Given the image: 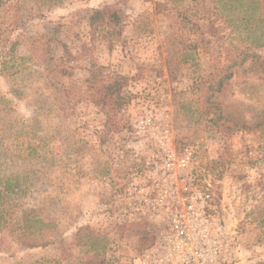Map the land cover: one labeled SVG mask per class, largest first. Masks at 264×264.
I'll return each mask as SVG.
<instances>
[{
  "label": "rangeland",
  "instance_id": "374dc122",
  "mask_svg": "<svg viewBox=\"0 0 264 264\" xmlns=\"http://www.w3.org/2000/svg\"><path fill=\"white\" fill-rule=\"evenodd\" d=\"M158 1L166 0H5L0 7L2 37L20 42L13 67L2 71L0 55V96L13 101L10 108L0 103V176L23 186L3 205L8 225L0 229V264H85L96 246H104L109 264H154L148 254L155 239L142 245L127 224L147 222L154 233L157 224L130 215L124 191L134 166L143 169L162 147L180 155L189 147L194 158L186 172L210 184L212 213L225 231L220 264L264 262V27L256 25L258 11L245 22L238 4L222 11L218 0H181L179 7L200 18L197 28L173 12H157ZM104 4L121 7L124 16L111 35L94 40L88 16ZM209 16L218 35L207 33ZM173 29L185 47L196 49L186 61L177 53L170 67ZM43 37L51 39L46 46ZM84 44L88 53L79 55ZM242 51L251 56L232 68L222 89L209 91L220 68L241 61ZM63 55L73 74L49 73ZM92 62L109 73L138 75L129 87L126 126L107 135L98 106L72 95L65 112L60 102L67 106L66 98L58 100L55 89L78 85ZM30 209L52 222L54 243L22 245L20 218ZM86 226L103 240L79 243L77 232Z\"/></svg>",
  "mask_w": 264,
  "mask_h": 264
},
{
  "label": "trees",
  "instance_id": "16d2710c",
  "mask_svg": "<svg viewBox=\"0 0 264 264\" xmlns=\"http://www.w3.org/2000/svg\"><path fill=\"white\" fill-rule=\"evenodd\" d=\"M180 1L181 0L158 1L156 2V10L157 12H161L163 10L173 12L174 16H181L182 22H191L193 27L198 28L197 25L200 18H198L196 14L190 13V10L188 8L179 7V5L177 4ZM4 3L5 0H0V7L3 6ZM220 4H223L222 6H226L225 9H223L222 7V11L235 9V7H238L239 5L240 8H243L248 16L245 15L242 18L238 19L245 22H249L251 17L254 16L253 12L258 11L255 18L256 25L258 28L264 27V0H218L217 6H219ZM123 16V9L117 5L104 4L101 7L92 8L88 16L90 26L89 32L91 38L97 40V37H99L100 35H111V30L120 23ZM205 19L209 21V28L207 32L208 35H218V27H216L214 23L215 19H213L212 16L206 17ZM235 19L237 18H234L231 21H234ZM172 33L173 34L171 38L168 39L171 52H169L167 56V61L170 67H172L173 62H177L172 61V57L177 55V53L180 52V54L183 58H185L186 61V58L188 57H195L194 54L189 51L192 49H196V44L193 47L189 46L190 48L185 47L182 34L174 37V29ZM49 41L51 42L50 38L47 39L46 37H43L42 44L46 46ZM207 41L209 42V40ZM258 41V38H255L253 40L254 43H257ZM6 42L7 39L5 37H2V34L0 33V55L2 54L3 56V59L1 60L2 71L7 70L9 65H11L12 67L15 65V50L20 43L18 39L11 41L9 44L8 42L6 44ZM88 49V44H84L79 55L87 54ZM241 55V61L231 60L227 65L220 68L219 71L221 72V76L215 83H211V85L209 86V91H218L222 89L226 82L233 76L234 72L232 71V68L239 63L247 60L251 56V54L243 51ZM73 69L74 66L69 65L67 57L63 55L59 58L58 64L55 67L51 68L50 71L48 70V72H52L55 75L58 74L63 76H71L73 74ZM88 71V76L76 86L68 88H60L59 86H55V89L58 92V100H60L61 97H64L66 98L65 101H67V106L65 105V102H60V107L65 112L68 111L67 109L71 107V96L74 95L76 96V102L89 101L100 108L101 112L104 114L103 134L107 135L110 132H113L115 129L125 127L127 119L126 117H124L123 113L130 104V96L128 95L129 87L131 82L137 79L138 75L132 76L116 72L109 73L105 66L97 64L95 62H92ZM0 103H2L7 108L12 107L13 105V101L6 96H0ZM8 147L9 145H7V149ZM36 147V144H28L29 151L36 150ZM22 187V184L17 178L7 174L5 176H0V229H4L8 225L2 211L5 201L13 194L21 192ZM37 211L38 210L36 209L25 210L23 211L20 218L22 223L21 230L23 232L21 234V242L22 245L26 248L46 247L54 243L55 241L54 236L50 234V231L53 228L52 222L45 221L43 218L39 217L36 213ZM37 224L41 226L36 230L29 231V228ZM127 225L132 226L133 233L140 236L142 245L147 246L155 239V233L150 230L147 222H131ZM44 228H46L47 230H45ZM125 228V225L121 226L122 231L125 230ZM77 236L79 238L78 242L83 245L89 244L91 238L100 239L99 237H101V240H103L104 238V236L95 234L89 226L80 228L77 232ZM91 249L92 254H90L84 260L85 264L110 263V259L106 257L104 246H96L95 248ZM250 264H264V262H255Z\"/></svg>",
  "mask_w": 264,
  "mask_h": 264
},
{
  "label": "built area",
  "instance_id": "2783aa9c",
  "mask_svg": "<svg viewBox=\"0 0 264 264\" xmlns=\"http://www.w3.org/2000/svg\"><path fill=\"white\" fill-rule=\"evenodd\" d=\"M194 154L162 147L143 169L134 166L124 191L127 211L157 224L149 251L154 264H220L224 225L212 213L210 184H199L186 172Z\"/></svg>",
  "mask_w": 264,
  "mask_h": 264
}]
</instances>
